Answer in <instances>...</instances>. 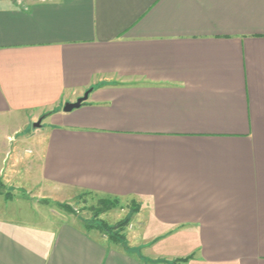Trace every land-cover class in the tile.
<instances>
[{
	"label": "crops",
	"instance_id": "obj_1",
	"mask_svg": "<svg viewBox=\"0 0 264 264\" xmlns=\"http://www.w3.org/2000/svg\"><path fill=\"white\" fill-rule=\"evenodd\" d=\"M6 156L140 208L118 244L0 201V264H264V0H0Z\"/></svg>",
	"mask_w": 264,
	"mask_h": 264
},
{
	"label": "rangeland",
	"instance_id": "obj_2",
	"mask_svg": "<svg viewBox=\"0 0 264 264\" xmlns=\"http://www.w3.org/2000/svg\"><path fill=\"white\" fill-rule=\"evenodd\" d=\"M11 162V158L6 156L2 166L3 175L0 177V201L5 204H17L18 208L29 206L39 212L58 213L83 225L99 220L114 224L127 215L132 219L139 212L140 204L135 200L47 185L31 186L27 182L20 186L16 184L18 180L8 173Z\"/></svg>",
	"mask_w": 264,
	"mask_h": 264
},
{
	"label": "trees",
	"instance_id": "obj_3",
	"mask_svg": "<svg viewBox=\"0 0 264 264\" xmlns=\"http://www.w3.org/2000/svg\"><path fill=\"white\" fill-rule=\"evenodd\" d=\"M131 220V216L127 215L126 218L114 223V224H108L105 221L99 220L95 222H86L84 223V228L86 230H97L100 233L105 234L110 241L124 244V229L126 228L128 222ZM185 262L184 259L175 260L172 262V264H183Z\"/></svg>",
	"mask_w": 264,
	"mask_h": 264
},
{
	"label": "water",
	"instance_id": "obj_4",
	"mask_svg": "<svg viewBox=\"0 0 264 264\" xmlns=\"http://www.w3.org/2000/svg\"><path fill=\"white\" fill-rule=\"evenodd\" d=\"M88 94H89V90L86 91L82 97L77 98V100H75V102H67L64 104L63 106V112H69L72 111L73 109L76 110V108L80 107V105L86 101V99L88 98ZM41 120H38L37 122H35L32 126L34 127H39Z\"/></svg>",
	"mask_w": 264,
	"mask_h": 264
}]
</instances>
